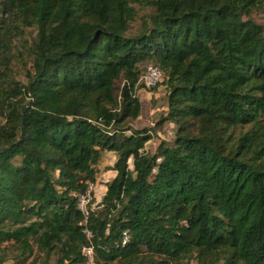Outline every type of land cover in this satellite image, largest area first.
I'll list each match as a JSON object with an SVG mask.
<instances>
[{
	"label": "trees",
	"instance_id": "1",
	"mask_svg": "<svg viewBox=\"0 0 264 264\" xmlns=\"http://www.w3.org/2000/svg\"><path fill=\"white\" fill-rule=\"evenodd\" d=\"M0 9V264H264V0ZM149 65L167 111L135 126Z\"/></svg>",
	"mask_w": 264,
	"mask_h": 264
},
{
	"label": "rangeland",
	"instance_id": "2",
	"mask_svg": "<svg viewBox=\"0 0 264 264\" xmlns=\"http://www.w3.org/2000/svg\"><path fill=\"white\" fill-rule=\"evenodd\" d=\"M255 20L259 23L264 22V16L255 13L253 15ZM15 68L19 71V66L16 64ZM138 97L143 103V111L140 119L135 123V126L140 122V126H151L162 117L167 111V90L161 85L156 90L140 88L137 92ZM154 123V124H153ZM176 127L172 123L164 124L158 131L157 137L160 139L171 141L174 137ZM156 139L150 143H155ZM154 146V144H152ZM116 161V155L113 152H106L99 165V175L96 185H91L90 190L93 192L96 203H99L106 192V184L112 180L116 173L112 170ZM87 202L82 205L85 210ZM4 264H14L13 260H8Z\"/></svg>",
	"mask_w": 264,
	"mask_h": 264
},
{
	"label": "built area",
	"instance_id": "3",
	"mask_svg": "<svg viewBox=\"0 0 264 264\" xmlns=\"http://www.w3.org/2000/svg\"><path fill=\"white\" fill-rule=\"evenodd\" d=\"M1 1L2 0H0V4H1ZM0 11H1V9H0ZM162 81H163V74H162L161 69L156 65H149L147 67L146 72L141 77L138 85L140 87L142 86L144 89H152V88L157 87ZM89 199H90V196L81 197V199H80L81 205L80 206H81V209L83 211H86V209L84 210L82 205L84 203L88 202ZM84 251L87 255L90 256V258H92V250L91 249H85Z\"/></svg>",
	"mask_w": 264,
	"mask_h": 264
}]
</instances>
